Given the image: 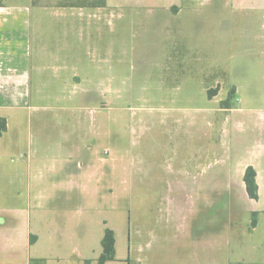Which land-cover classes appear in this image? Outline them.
I'll return each mask as SVG.
<instances>
[{
  "label": "rangeland",
  "instance_id": "374dc122",
  "mask_svg": "<svg viewBox=\"0 0 264 264\" xmlns=\"http://www.w3.org/2000/svg\"><path fill=\"white\" fill-rule=\"evenodd\" d=\"M34 3L50 6V0ZM83 3L93 1L76 2ZM193 9L196 65L165 59L166 36L151 27L159 15L144 10L129 23L119 12L118 97H101L106 86L97 83L95 92L87 83L85 98H32L5 136L19 134L18 150L26 155L39 136L62 138L69 124L85 123L88 170L95 174L88 187L99 190L88 191V227L95 236L114 229L119 256L131 255L132 264H211L213 256L226 264L229 239L230 264H252L262 249L242 174L249 164L264 167V32L258 23L244 28L233 0H196ZM63 105L70 110L57 109ZM246 236L242 251L238 241Z\"/></svg>",
  "mask_w": 264,
  "mask_h": 264
},
{
  "label": "crops",
  "instance_id": "0c3cea01",
  "mask_svg": "<svg viewBox=\"0 0 264 264\" xmlns=\"http://www.w3.org/2000/svg\"><path fill=\"white\" fill-rule=\"evenodd\" d=\"M67 1L73 2L50 0V6L43 7L34 0L8 6L0 0V118L6 120V131L0 135V264H98L107 229L95 236L96 230L88 227V191L99 194V190L88 187L95 174L88 170L87 152L92 146L87 145L85 123L69 124V132L62 138L39 136L36 148L25 155L18 150L19 134L9 141L5 137L19 126L17 111L26 110L32 98L39 103H45L40 99L85 98L87 83H94L95 92L100 84L106 86L98 94L101 97H118L119 12L130 17L129 23L144 10L159 15L150 23L166 36L165 59L175 60L179 66L198 61L196 0ZM233 1L246 19L244 28L251 31L252 24L258 23L257 32L263 33L264 0ZM62 107L70 110L64 105L57 109L62 111ZM112 137L113 130L111 145ZM250 166L256 171L258 185V199H251L255 204L251 229L262 244L252 264H264V167L249 164L246 169ZM113 170H117L116 164L111 166L112 175ZM112 230L116 260L106 264H132L131 255L127 259L119 256L117 233ZM245 238L238 241L242 251ZM230 246L229 239L226 264L231 262ZM211 264H215L214 256Z\"/></svg>",
  "mask_w": 264,
  "mask_h": 264
},
{
  "label": "trees",
  "instance_id": "16d2710c",
  "mask_svg": "<svg viewBox=\"0 0 264 264\" xmlns=\"http://www.w3.org/2000/svg\"><path fill=\"white\" fill-rule=\"evenodd\" d=\"M216 91H210L209 96L210 98L214 97V93ZM236 94L235 88L230 92L229 98L226 101H223L221 105L224 109H230L229 108V101L234 98V95ZM0 135L6 131V120L4 118H0ZM256 171L253 167H248L245 172L244 176V182L246 184V189L248 196L252 200L258 199V185L256 181ZM102 247H103V253L100 256L98 260V264H106L107 262L115 261L116 260V236L115 232L107 228L104 233V237L102 240Z\"/></svg>",
  "mask_w": 264,
  "mask_h": 264
}]
</instances>
